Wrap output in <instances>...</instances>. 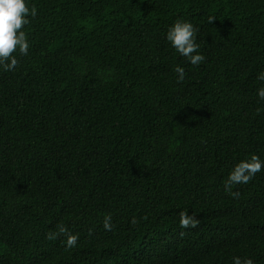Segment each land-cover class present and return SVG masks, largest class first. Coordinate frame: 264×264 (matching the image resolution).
Here are the masks:
<instances>
[{"label":"trees","instance_id":"trees-1","mask_svg":"<svg viewBox=\"0 0 264 264\" xmlns=\"http://www.w3.org/2000/svg\"><path fill=\"white\" fill-rule=\"evenodd\" d=\"M33 4L29 54L0 70V264H264V171L225 191L264 159V0ZM177 19L198 66L165 39Z\"/></svg>","mask_w":264,"mask_h":264},{"label":"clouds","instance_id":"clouds-1","mask_svg":"<svg viewBox=\"0 0 264 264\" xmlns=\"http://www.w3.org/2000/svg\"><path fill=\"white\" fill-rule=\"evenodd\" d=\"M38 14L37 7L29 5V0H0V70L4 72L15 71L19 61L17 53L27 56L30 49V41L24 27ZM215 17L210 16L208 22L211 23ZM198 28L188 20L177 19L172 23L165 34V39L171 48L185 58L190 65L198 66L205 61V56L201 53L200 44L197 42ZM177 74V81L185 78V68L177 64L174 67ZM257 80L264 81V72L257 75ZM257 96L264 100V86L257 89ZM264 171V159L257 153H249L244 159H240L233 166L225 181V191L232 197L239 195L236 191H231L232 185L247 184L257 173ZM199 220L194 214L189 215L188 211L179 213V225L182 229L195 228ZM59 233L65 235V248L73 249L78 246L79 235L70 232L64 226H58ZM103 227L106 231H112L114 225L110 215H106L103 220ZM50 239L57 238L56 233H50ZM232 264H253L251 258L241 259L240 256L232 257Z\"/></svg>","mask_w":264,"mask_h":264}]
</instances>
